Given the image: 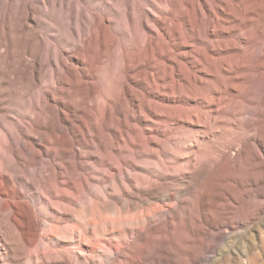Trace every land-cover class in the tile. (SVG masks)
Returning a JSON list of instances; mask_svg holds the SVG:
<instances>
[{"label": "bare ground", "instance_id": "6f19581e", "mask_svg": "<svg viewBox=\"0 0 264 264\" xmlns=\"http://www.w3.org/2000/svg\"><path fill=\"white\" fill-rule=\"evenodd\" d=\"M0 1V34L6 17L18 15L23 55L6 69L0 50V264H16L18 252L25 264L155 263L160 256L147 251L154 234L194 230L178 203L149 202L167 190L164 179L176 184L173 171H228L221 182L243 198L228 194L231 210L264 206V0H156L150 18L138 4L136 20L121 0L124 34L139 36L131 45L113 33L112 0L104 12L93 0ZM184 126L188 134L175 138ZM195 128L211 144L200 157L168 161L141 150L156 143L149 132L179 149ZM72 132L84 146H73ZM88 136L113 157L83 151L93 146ZM121 144L134 157H116ZM213 197L203 195L197 214L211 215ZM106 204L116 206L113 215ZM206 230V239L215 235Z\"/></svg>", "mask_w": 264, "mask_h": 264}, {"label": "rangeland", "instance_id": "374dc122", "mask_svg": "<svg viewBox=\"0 0 264 264\" xmlns=\"http://www.w3.org/2000/svg\"><path fill=\"white\" fill-rule=\"evenodd\" d=\"M93 2H95L98 6H101L100 10L104 12V5L107 0H93ZM112 4L116 11L113 33L116 35L117 39L120 40V42L122 41V44L125 43L126 45H131L136 39H139V36L136 37V39H131L124 34L127 30V25L123 18L121 0H112ZM138 4L142 5L141 11L144 10V16L146 15L150 18L153 15L152 13L156 6V0H128V5L130 7L129 13L132 20L137 19L139 8L136 9L135 7ZM1 5L2 3L0 1V11ZM10 12L12 14L17 13L13 8L10 9ZM20 23L21 19L18 15L13 16L10 19L9 16H7L4 21L5 26L3 33L0 34V50H2V52L5 51L4 63L6 69L7 67H10L11 69L12 66H17L19 63L17 60H20L21 57H23L21 53ZM145 26L147 27V25ZM42 29L47 34H55V31L51 27H42ZM201 32L203 35L208 34L207 30H205L203 27H201ZM191 43L193 44L195 42ZM24 57L29 58L27 55H24ZM4 71H2V73ZM17 86L19 87V94H22L25 91L22 89L23 85L17 84ZM9 90H12V88H9ZM4 96H8V93H5ZM179 104L188 107L191 104H194V102L189 101L188 104L190 105H184L183 103ZM184 128L187 130V132L181 131L180 133H176L175 138H183L188 134L190 127L184 126ZM194 130H196V134L193 136V141H187L186 143L182 144L179 149H177L172 143H167L165 140L163 141L161 131L149 132L147 134L154 136L156 143L142 145L141 150L146 153L148 157H159L161 159L165 157L168 161L170 160L167 157H191L192 153L193 157H200L199 148H210L211 144L208 140V137L204 136L203 129L195 128ZM70 136L76 142L73 145L74 147L79 148L84 146L80 136L77 135L76 132L70 133ZM86 139L90 144L93 143V146L83 147V151L88 152L94 151L96 149L93 157H113L110 155L111 150H104L103 147L97 146L98 143L92 140L90 136H88ZM140 145L141 144L139 143V145L136 147L139 148ZM132 146L134 145L132 144ZM48 147L50 148V146ZM160 148H165L166 152L162 153ZM175 148L180 152L176 153ZM118 152L119 155L116 157H134L128 150V147L124 144L120 145ZM57 155L59 156L60 154ZM85 155V153L82 154V156ZM183 158L180 159V163L183 162ZM184 172L186 174L180 173L179 175V172L173 171L176 178H179V180H184L185 182L176 180V184L171 185L169 184V182L172 180L171 178L164 179V181L167 182L165 185L167 190L162 195L154 193L149 202H157L166 205H175V203H178L180 215L184 216L185 220H190L192 222L194 230L189 233L178 230L174 231V234L165 231L160 234H154L149 241L147 251L151 254L159 255L160 258L157 259L158 261L153 264H157L158 262L160 264H264V206H261V208L258 209L256 204H252L250 209H244V203L240 202V204L234 203L235 208L231 210L226 199L228 194L232 193L237 198H240V200L243 198L242 191L240 189L226 187V185L221 182L225 176L227 177L231 175L230 173L228 174V171L225 172V176L223 178L222 174L220 176L218 173H214L207 169L204 172L199 171L192 174H189L188 170H185ZM171 173L172 172H168L167 174ZM241 173L242 174L238 175L239 179L241 181H245L247 178V173L245 171H242ZM256 178H260V175L257 174ZM177 187H179V189L175 190ZM96 191L97 187H92V189L88 191V195L91 196L93 193H96ZM208 193H210L211 196H215L211 198V215L206 217L200 216V214L197 213L200 205L203 202V195H207ZM244 200H246V198ZM259 200L264 202V196H262ZM142 205L147 206L148 204L143 203ZM117 206H120V204ZM102 208L106 214L111 215H113L114 211L116 210L115 205L106 204L103 205ZM138 208L139 207L137 206H128L126 209L135 211ZM232 214L234 221L223 224L218 230L211 228L212 222L220 220L225 216H231ZM207 226L209 227L210 231L214 230L215 237H208L206 239L208 236L206 230ZM45 228L46 224L41 222L39 233H42ZM200 239L203 240L200 241ZM186 240H189V243H187ZM19 243V245L23 246L22 239ZM84 245L86 248H90L87 241H84ZM33 247L34 246L31 248ZM100 250L102 251L103 249ZM73 251L74 250L71 248L69 255L71 254V256H74ZM32 252L35 254L34 249H32ZM119 252L120 250H118V253ZM18 253L20 256L16 264H25V262L20 258L23 253ZM116 253V250H114V252L112 250L111 255L113 256ZM133 255H136L135 251ZM108 262V259L104 258L103 263L108 264ZM88 264H94V262H90Z\"/></svg>", "mask_w": 264, "mask_h": 264}]
</instances>
